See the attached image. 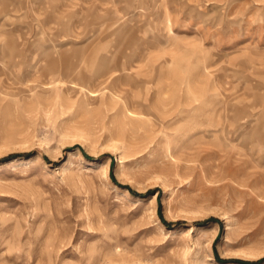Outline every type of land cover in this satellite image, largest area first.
Instances as JSON below:
<instances>
[{
    "label": "rangeland",
    "instance_id": "obj_1",
    "mask_svg": "<svg viewBox=\"0 0 264 264\" xmlns=\"http://www.w3.org/2000/svg\"><path fill=\"white\" fill-rule=\"evenodd\" d=\"M0 264H264V0H0Z\"/></svg>",
    "mask_w": 264,
    "mask_h": 264
}]
</instances>
